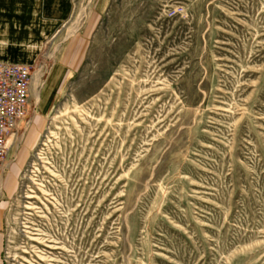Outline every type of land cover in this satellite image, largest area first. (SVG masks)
<instances>
[{
    "label": "rangeland",
    "instance_id": "obj_1",
    "mask_svg": "<svg viewBox=\"0 0 264 264\" xmlns=\"http://www.w3.org/2000/svg\"><path fill=\"white\" fill-rule=\"evenodd\" d=\"M66 17L25 42L3 263L264 264V0H72Z\"/></svg>",
    "mask_w": 264,
    "mask_h": 264
},
{
    "label": "crops",
    "instance_id": "obj_2",
    "mask_svg": "<svg viewBox=\"0 0 264 264\" xmlns=\"http://www.w3.org/2000/svg\"><path fill=\"white\" fill-rule=\"evenodd\" d=\"M71 10L72 0H0V61L29 64L27 57L36 52V47L26 40L48 37ZM0 264H4L1 253Z\"/></svg>",
    "mask_w": 264,
    "mask_h": 264
},
{
    "label": "built area",
    "instance_id": "obj_3",
    "mask_svg": "<svg viewBox=\"0 0 264 264\" xmlns=\"http://www.w3.org/2000/svg\"><path fill=\"white\" fill-rule=\"evenodd\" d=\"M32 80L30 64L0 61V176L9 158V138L29 117Z\"/></svg>",
    "mask_w": 264,
    "mask_h": 264
}]
</instances>
